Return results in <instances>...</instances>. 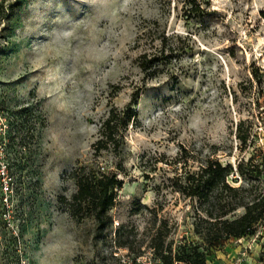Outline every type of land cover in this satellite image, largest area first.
Masks as SVG:
<instances>
[{
    "label": "rangeland",
    "instance_id": "rangeland-1",
    "mask_svg": "<svg viewBox=\"0 0 264 264\" xmlns=\"http://www.w3.org/2000/svg\"><path fill=\"white\" fill-rule=\"evenodd\" d=\"M207 157L239 189L215 190L216 213L264 193V0H0V264H156L157 237L204 264H264V219L214 239L208 203L181 191ZM79 169L122 181L103 228L71 213Z\"/></svg>",
    "mask_w": 264,
    "mask_h": 264
},
{
    "label": "trees",
    "instance_id": "trees-1",
    "mask_svg": "<svg viewBox=\"0 0 264 264\" xmlns=\"http://www.w3.org/2000/svg\"><path fill=\"white\" fill-rule=\"evenodd\" d=\"M157 60L155 55L147 58L146 53H143L139 57L138 64L142 71L150 76H154L158 68V65L155 63ZM132 117L134 119L135 114L130 106L122 111L112 107L101 123L104 137L98 140L95 151L98 152L101 148L106 147L108 142H113L116 145L118 142L116 137L118 124H126ZM236 136L242 142L247 139V134L241 133L240 130L236 133ZM182 150L186 160L188 151L185 148ZM248 160L245 162V165H250ZM242 164V162H238L236 167L237 171H240L239 167ZM252 166L255 167L254 165ZM81 170L76 171V190L72 194L70 201L71 213L77 220H80L85 216L84 210L89 207L99 227L103 228L106 226L104 218L109 208L114 204L116 195L115 188H120L122 181L114 174L100 173L97 177H91L88 173H84V169ZM232 171L233 168L230 164H222L218 159H210L207 157L198 170L185 171L177 175V177H183L185 180V184L180 186L183 193L196 197L199 201L208 203L203 210L208 217L206 219L208 223L207 234L214 237V239H220L222 237L239 238L246 235L256 223L264 219V193L253 196L250 203L245 202L243 197H238L232 210L242 206L244 212L233 218L224 217L227 211H222L219 214L215 212L212 200L215 190L219 188L230 189L238 193L239 189L229 185L227 182V177ZM152 251L157 257L156 264L205 263L204 253L197 247H189L183 254H180L179 251L172 252L171 247L158 237L152 243Z\"/></svg>",
    "mask_w": 264,
    "mask_h": 264
}]
</instances>
